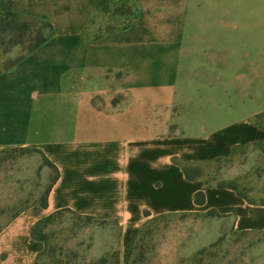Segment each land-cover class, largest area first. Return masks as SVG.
Returning a JSON list of instances; mask_svg holds the SVG:
<instances>
[{
  "label": "crops",
  "instance_id": "1",
  "mask_svg": "<svg viewBox=\"0 0 264 264\" xmlns=\"http://www.w3.org/2000/svg\"><path fill=\"white\" fill-rule=\"evenodd\" d=\"M255 2L0 0V11L54 31L0 74V152L36 149L58 171L47 207L0 228V264H35L45 245L31 231L61 210L116 223L120 264H132L156 219L194 215L213 237L264 233V205L191 182L175 163L264 142V11Z\"/></svg>",
  "mask_w": 264,
  "mask_h": 264
},
{
  "label": "rangeland",
  "instance_id": "2",
  "mask_svg": "<svg viewBox=\"0 0 264 264\" xmlns=\"http://www.w3.org/2000/svg\"><path fill=\"white\" fill-rule=\"evenodd\" d=\"M254 9L264 11V0H256ZM95 23L105 28V22ZM30 45L28 36L21 46L0 44V65L26 54ZM202 172L212 185L226 181L255 204L264 202V144L240 148L230 159L205 165ZM54 178V170L40 151H1L0 228L41 203ZM210 230L198 226L194 215L156 219L139 239L134 264H264V234L228 232L213 237ZM46 233L48 248L39 264H98L103 258L104 264H120L121 231L115 224L103 225L64 213Z\"/></svg>",
  "mask_w": 264,
  "mask_h": 264
},
{
  "label": "trees",
  "instance_id": "3",
  "mask_svg": "<svg viewBox=\"0 0 264 264\" xmlns=\"http://www.w3.org/2000/svg\"><path fill=\"white\" fill-rule=\"evenodd\" d=\"M37 25H39V27H37ZM53 32L54 31H53L52 25L47 23V22H41V21H36L33 19H28V18H25V17L17 14V13H13V12L0 11V44L7 42L10 44L11 47H15V46L23 45V42L25 40V36H28L29 39L31 40V45H30L28 51L26 52V54L20 56L19 58H17L16 60H14L12 62L7 61L4 64L0 65V74H2L5 71L10 70L15 65H17L20 61H22L27 54L34 52L39 47H41L43 44H45L52 37ZM7 52H9V51H5V53H7ZM263 144H264V142H259V143H254L252 146L256 147V146H261ZM238 149L239 148L234 150L231 157H233L235 155V153ZM231 157H229L227 159H230ZM227 159H217L213 162L204 163V164H182V163H179L177 160H175V163L181 167L186 179L191 181V182H194V181L203 179L202 169L205 165H208L211 163H218V162H221V161L227 160ZM46 161H47L48 165L55 172V178L53 181V184H54L58 178V171H57L56 167L51 162H49L47 159H46ZM204 182L209 187H216L218 189H231V190L235 191L239 197L245 199L248 203L255 204L253 201H251L250 199L245 197L243 194H241L237 190L236 186L232 183H228L226 181H223L217 185H212L209 182V180H204ZM53 184H52V186H53ZM52 186L47 191L46 197L43 199V201L41 203H38L39 206H41L43 208L47 207L48 195H49V192H50ZM194 201L197 205H204L205 204L204 193L203 192L197 193L195 195ZM258 205H264V202H261ZM64 213H68V214L78 216V217H83L84 219H86L88 221L97 222V223L103 224V225L104 224H110V223H107L104 221L97 220L93 217L80 216V215H78V214H76L70 210H61V211H57V212L53 213L52 215L40 220L33 227L32 231H31L32 237L35 240L40 241L45 245L44 250L38 254L35 264L40 263L41 258L46 254V251L48 248V234L46 233V230H50V227L52 224H54L56 221H60L61 217ZM146 214H148V213H146ZM211 215L214 216L215 213H211ZM111 224H116V223H111ZM246 234H248V233H246ZM262 234H264V233H262ZM213 244H215V243H213ZM204 251H205V249H203L201 251V253H203ZM117 261L119 263V259ZM105 262H106V260H105V258H103V259L98 261V264H104ZM134 262L135 261H133V264H134Z\"/></svg>",
  "mask_w": 264,
  "mask_h": 264
}]
</instances>
